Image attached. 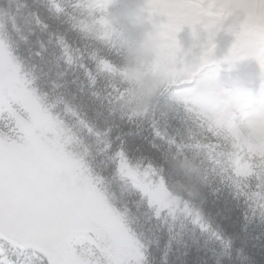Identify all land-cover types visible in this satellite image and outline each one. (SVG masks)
Listing matches in <instances>:
<instances>
[{"label": "trees", "instance_id": "trees-1", "mask_svg": "<svg viewBox=\"0 0 264 264\" xmlns=\"http://www.w3.org/2000/svg\"><path fill=\"white\" fill-rule=\"evenodd\" d=\"M128 3L102 13L98 0H0V40L45 115L47 145L66 154L49 162L79 183L89 180L95 200H105L142 243L138 264H264V144L242 119L217 123L169 85L171 58L176 68L195 70L180 42L153 53L167 92L154 99L125 90L122 52L150 39ZM183 21L172 27L186 35ZM215 49L204 47L195 59L228 57ZM146 103L148 115L133 113ZM10 126L0 130L10 136ZM147 167L159 173L167 204L132 188L127 171ZM0 264L48 261L0 241Z\"/></svg>", "mask_w": 264, "mask_h": 264}, {"label": "rangeland", "instance_id": "rangeland-1", "mask_svg": "<svg viewBox=\"0 0 264 264\" xmlns=\"http://www.w3.org/2000/svg\"><path fill=\"white\" fill-rule=\"evenodd\" d=\"M136 2V5L144 9L145 7H150L153 4H158L162 7V12L167 16L170 13L182 12L183 18H185L186 13L194 15L195 18L192 19L195 28L199 27V31L204 33L205 36L197 37L194 42L196 47L199 48L202 45L207 46L209 44H217L221 48H225L228 51L236 52L238 55H243L244 59L247 57V54L242 53V45L245 43H256L253 49V61L256 60L257 64L252 65L253 71H250L251 74L248 78L245 76L248 72L236 73L233 77L238 82H232L226 80L222 82L217 88L215 93H210L206 90L201 94V99L209 102H216L212 105L216 113H221L222 108L225 103L220 102L221 100L232 101L233 94L228 90H225V87L233 88L236 87L238 93L236 98L238 102H241L243 105V110L241 115L246 117V124L253 129L259 128V132L256 134L257 138H262L263 127L259 124H263L260 121V116L258 115L257 107L260 106V111H264V63L261 64V58H264V3H261L259 7H252V5L257 4L258 0H133ZM126 4V0H100L99 7L102 11H108L114 6H123ZM216 4L223 5L224 8L221 12L215 10ZM212 5V8L207 7ZM233 5H244L245 15H235L231 12V6ZM136 7L131 6L133 13L131 14L130 19L135 18L136 20H141L143 27H149V22L147 18L143 20L141 15L143 11L138 9L134 11ZM227 12L228 15H224ZM135 13V15H134ZM140 17V18H139ZM251 17V20L249 18ZM187 29H191L187 26ZM148 32V31H147ZM164 37V36H162ZM159 44L164 43L163 38L157 40ZM169 58V56H168ZM165 57V62H166ZM199 65L204 64L203 59L197 60ZM208 61V60H207ZM171 66L174 68V78L169 81V85L172 87L181 88L183 85L187 86L193 85L192 81L197 76V71L194 69H186L182 66L180 69L176 68L177 61L174 58H171L168 61ZM237 63L235 62L234 65ZM198 65V66H199ZM215 75L214 73L212 74ZM245 77V78H244ZM235 80V81H236ZM220 82H218L219 84ZM200 87V86H198ZM205 89V88H204ZM200 91L193 89L192 92L185 94L190 100H197L200 98ZM18 108L23 112V116L18 119L19 131L23 134V137L20 138L26 143L32 145L38 153H41L46 156L57 157L58 160L64 158V153L57 150V145L52 148L46 147L45 144L39 140L35 130L32 126L34 125L38 131L42 132L43 126L41 125L42 113L37 107L36 102L32 96L28 93L23 83L19 80V71L17 66L11 61V58L6 50V47L0 43V115L1 113H7L9 115L14 114V111L17 112ZM207 108V106H206ZM261 111V112H262ZM251 113V114H250ZM37 121V125L36 122ZM34 122V123H33ZM40 122V123H38ZM69 178L71 179L74 185L83 186L87 189L91 188V184L87 178H84L81 183L78 181L77 175L73 173L72 170L67 171ZM132 174V171H127L126 173ZM159 177V181H160ZM136 186L138 187L137 183ZM148 188H153L152 184L149 182L147 184ZM162 186L155 187V189ZM150 197H152L156 202H164L165 198L163 197L162 192H153L148 191ZM92 219L95 216L90 215ZM113 217L110 215V218H107L103 215H97V221L100 224L103 230L109 229L112 232V237L109 239L115 244L119 249L122 256L129 254L134 256L135 253L140 257L139 246L133 240L127 238L125 233L122 230L120 225L116 226L113 222ZM99 239V238H98ZM102 241V239H100ZM103 244L111 253L110 245L106 244L103 240ZM78 243H75L72 253L73 257L79 262V264H96V262L90 259V254L84 256L86 260L82 259V256H76V247ZM109 260L102 254V257L105 259V264H109V261L112 264H120L118 259L112 257ZM124 258V257H122Z\"/></svg>", "mask_w": 264, "mask_h": 264}, {"label": "snow or ice", "instance_id": "snow-or-ice-1", "mask_svg": "<svg viewBox=\"0 0 264 264\" xmlns=\"http://www.w3.org/2000/svg\"><path fill=\"white\" fill-rule=\"evenodd\" d=\"M62 176L32 145L0 130V241L27 236L48 264H79L72 250L85 231L91 192Z\"/></svg>", "mask_w": 264, "mask_h": 264}, {"label": "clouds", "instance_id": "clouds-1", "mask_svg": "<svg viewBox=\"0 0 264 264\" xmlns=\"http://www.w3.org/2000/svg\"><path fill=\"white\" fill-rule=\"evenodd\" d=\"M264 0H258L252 7H259ZM207 7L212 8V5ZM244 5L231 6V12L235 15H245ZM223 5H216L215 10L221 12ZM224 15H228L227 12ZM156 50L155 41L150 39L142 40L137 46L122 52L123 57V87L126 91L131 90L136 94H150L154 99L158 98L162 92H167L166 75L158 71L154 64L153 53ZM206 92V89H202ZM150 103L133 108V113L139 116L149 114Z\"/></svg>", "mask_w": 264, "mask_h": 264}, {"label": "water", "instance_id": "water-1", "mask_svg": "<svg viewBox=\"0 0 264 264\" xmlns=\"http://www.w3.org/2000/svg\"><path fill=\"white\" fill-rule=\"evenodd\" d=\"M83 224L85 226V231L83 233V237L91 236L92 234H91L89 227L84 222H83ZM16 242H18L21 246H23L26 249L33 250L36 253H39V254L45 256L44 253L38 247L31 246V240L27 236H21Z\"/></svg>", "mask_w": 264, "mask_h": 264}, {"label": "bare ground", "instance_id": "bare-ground-1", "mask_svg": "<svg viewBox=\"0 0 264 264\" xmlns=\"http://www.w3.org/2000/svg\"><path fill=\"white\" fill-rule=\"evenodd\" d=\"M216 5H218V4H216ZM249 20H251V17L249 18Z\"/></svg>", "mask_w": 264, "mask_h": 264}]
</instances>
